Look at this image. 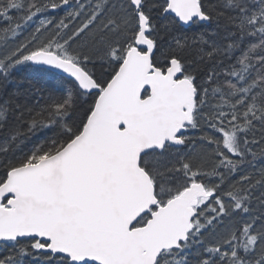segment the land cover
<instances>
[{
    "label": "snow or ice",
    "instance_id": "6c2138e0",
    "mask_svg": "<svg viewBox=\"0 0 264 264\" xmlns=\"http://www.w3.org/2000/svg\"><path fill=\"white\" fill-rule=\"evenodd\" d=\"M0 264H264V0H0Z\"/></svg>",
    "mask_w": 264,
    "mask_h": 264
}]
</instances>
